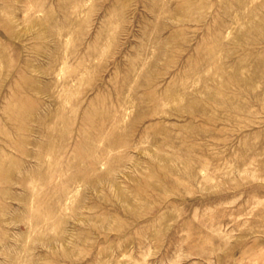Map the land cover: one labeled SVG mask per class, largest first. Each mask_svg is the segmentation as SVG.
<instances>
[{"label":"rangeland","instance_id":"obj_1","mask_svg":"<svg viewBox=\"0 0 264 264\" xmlns=\"http://www.w3.org/2000/svg\"><path fill=\"white\" fill-rule=\"evenodd\" d=\"M0 264H264V0H0Z\"/></svg>","mask_w":264,"mask_h":264}]
</instances>
